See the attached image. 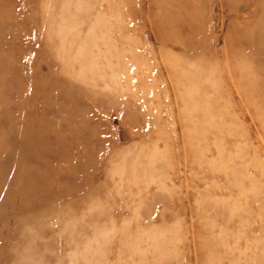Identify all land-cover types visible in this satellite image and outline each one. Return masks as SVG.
Wrapping results in <instances>:
<instances>
[{
    "label": "rangeland",
    "instance_id": "1",
    "mask_svg": "<svg viewBox=\"0 0 264 264\" xmlns=\"http://www.w3.org/2000/svg\"><path fill=\"white\" fill-rule=\"evenodd\" d=\"M0 264H264V0H0Z\"/></svg>",
    "mask_w": 264,
    "mask_h": 264
}]
</instances>
